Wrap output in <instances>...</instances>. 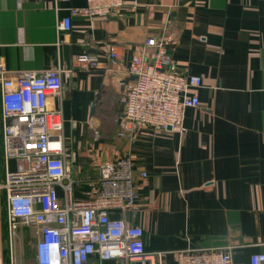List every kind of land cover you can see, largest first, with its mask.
Here are the masks:
<instances>
[{"label": "crops", "instance_id": "obj_1", "mask_svg": "<svg viewBox=\"0 0 264 264\" xmlns=\"http://www.w3.org/2000/svg\"><path fill=\"white\" fill-rule=\"evenodd\" d=\"M86 4L0 0V68L14 78L62 70V93L48 104L63 116L76 196L96 187L101 164L127 157L140 196L126 219L144 229L148 252L164 253L163 264L182 250L230 244L237 262L264 253V0H125L118 16L78 14L61 32L65 9ZM164 35L177 72L201 76L193 91L201 104L187 109L183 131L119 136L120 98L136 81L131 58ZM83 53L99 67L79 65Z\"/></svg>", "mask_w": 264, "mask_h": 264}, {"label": "built area", "instance_id": "obj_2", "mask_svg": "<svg viewBox=\"0 0 264 264\" xmlns=\"http://www.w3.org/2000/svg\"><path fill=\"white\" fill-rule=\"evenodd\" d=\"M124 6L125 0H87L84 7L66 8L68 15L58 28L70 31L78 14L116 17ZM168 45V36L150 38L143 52L132 56L130 72L136 81L120 98L124 120L119 136L141 127L152 137L169 127L183 131L187 109L200 106L193 91L203 85L201 76L179 74ZM110 57L120 58L116 47ZM77 63L89 69L100 65L87 53ZM62 90L59 68L16 78L0 68V264H24L20 225L36 228L38 264H163L164 253L148 252L144 229L126 219V214H138L140 196L129 158L101 164L96 187L76 196L79 182L66 159L63 116L48 104ZM115 211L122 217H115ZM238 247L182 250L176 264H264V253L237 262Z\"/></svg>", "mask_w": 264, "mask_h": 264}, {"label": "rangeland", "instance_id": "obj_3", "mask_svg": "<svg viewBox=\"0 0 264 264\" xmlns=\"http://www.w3.org/2000/svg\"><path fill=\"white\" fill-rule=\"evenodd\" d=\"M22 242H21V253L24 264H38L36 259V238L35 227L19 226Z\"/></svg>", "mask_w": 264, "mask_h": 264}, {"label": "water", "instance_id": "obj_4", "mask_svg": "<svg viewBox=\"0 0 264 264\" xmlns=\"http://www.w3.org/2000/svg\"><path fill=\"white\" fill-rule=\"evenodd\" d=\"M96 104H97V101H95L93 104H92V112H94L95 111V106H96ZM169 129H172L171 127H169Z\"/></svg>", "mask_w": 264, "mask_h": 264}]
</instances>
